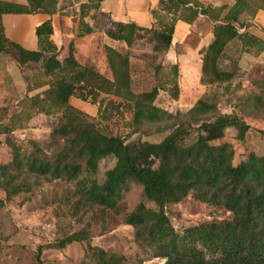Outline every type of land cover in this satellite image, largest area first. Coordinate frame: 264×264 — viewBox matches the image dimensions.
<instances>
[{"label":"trees","instance_id":"trees-1","mask_svg":"<svg viewBox=\"0 0 264 264\" xmlns=\"http://www.w3.org/2000/svg\"><path fill=\"white\" fill-rule=\"evenodd\" d=\"M97 6L98 0L78 4L73 16L75 36L93 31L99 21L94 12ZM224 7L203 4L199 0H157L150 8L153 17L150 26L107 20L105 34L126 46L130 45L135 30L150 32L151 49L155 53H163L169 46L175 20L191 22L201 13L212 21L211 39L198 50L199 81L205 90L185 109L186 114H182V109L172 112L153 103L159 85L139 92L129 88L126 51L103 44L111 73L108 78L73 56L72 37L65 42L67 53L60 54L65 44L57 47L50 38L49 18L34 28L35 49L24 48L8 38L0 24V52L8 53L18 65L38 63L37 72L43 76L27 86V90L41 88L27 96L26 107L45 114L60 110L64 116V120L49 131L51 139H60V148L52 160L36 154V151L42 152V148L34 141L35 151L22 157L9 140L11 158L0 163V187L5 197L23 189L24 181L16 178L23 166L29 171L46 174L48 178H73L82 169L95 172L97 161L112 155L114 163L104 171L103 180L91 179L86 183L79 179V191L90 202L112 207L128 180L138 182L141 199L124 215V222L132 226L136 240L150 247L157 258H162L160 264H264V157L249 151L237 163H232L231 145L223 140L214 142L223 136L227 126H235L238 138H243L249 124L240 112L264 114V75L246 77L244 82L236 55L239 51L256 53L264 48L263 39L238 29L247 24L239 15L244 10L253 13L256 8L264 9V0H234L221 14ZM90 8L94 9L92 13L88 12ZM54 9L55 0H27L25 4L0 0V13L38 10L51 13ZM88 14L91 24L83 19ZM232 40L239 42V48L235 44L226 48ZM169 67L173 79L168 93L175 99L179 93L178 67L176 63H170ZM210 86H218L219 90L207 91ZM98 91L113 94L121 102H129L131 120L136 123L157 121L164 115H185L187 119L173 124L157 141L137 139L127 142L121 135L104 133L92 121L81 118V111L68 102L70 95L83 99L90 94L93 100ZM227 93L237 97L231 104L233 111H220L218 101L207 99H218ZM205 113L208 115H203ZM189 126L195 127V138L185 142ZM11 129L7 123H0V133ZM189 191L194 199L222 206L229 211V216L199 221L184 227L181 232L175 231L165 207L179 201ZM144 200L151 201L154 207L145 205ZM78 238L72 233L61 237L57 243L64 245ZM87 246L92 248L99 264H121L115 252Z\"/></svg>","mask_w":264,"mask_h":264},{"label":"rangeland","instance_id":"rangeland-1","mask_svg":"<svg viewBox=\"0 0 264 264\" xmlns=\"http://www.w3.org/2000/svg\"><path fill=\"white\" fill-rule=\"evenodd\" d=\"M107 26V20L101 17L93 31L84 36L86 38L73 37V56L111 78L103 50ZM149 36L150 32L135 30L128 46L122 41L110 40L117 50L128 53L129 88L139 92L159 85L153 103L172 112L182 109V114H186L185 109L198 93L194 90L189 97L188 87L184 85L181 96L170 97L168 92L173 79L170 63H161L162 53L151 49L153 41ZM66 53L65 43L60 54ZM10 57L8 53L0 52V123L12 127L11 131L0 133V163L11 158L9 140L16 145L22 157L35 151L34 141L42 148V152L36 151V154L52 160L60 148V139H51L49 131L53 125L63 121L64 116L60 110L45 114L26 107L27 96L41 88L27 90V86L43 76L37 72L38 63L18 65ZM223 63L227 62L223 60ZM255 63L258 64L249 68L247 77L264 75V60ZM209 90H219V87L210 86ZM207 99L215 103L218 101V109L229 112L234 110L231 104L237 97L227 93L218 99ZM68 102L81 111V118L92 121L104 133L121 135L127 142L137 139L157 141L173 124L187 119L185 115H164L157 121L141 120L136 123L131 120L129 102H121L119 97L101 91L93 100L90 94L83 99L70 95ZM240 116L249 124L242 139L238 138L235 126H227L223 136L214 140L227 141L231 145L232 163H237L249 151L264 157V114L240 112ZM187 130L185 142L195 138V127L189 126ZM113 163L112 155L104 156L97 161L95 172L82 169L73 178H48L46 174L29 171L23 166L16 177L24 181L23 189L7 198L0 187V264H99L92 248L87 245L115 252L121 264H160L150 247L136 240L132 226L124 222V215L141 199L138 182L128 180L112 207L90 202L79 191V179H84L86 183H90L91 179L100 182L104 171ZM144 203L154 207L151 201L144 200ZM165 212L177 232L199 221L225 218L230 214L222 206L194 199L190 191L179 201L168 203ZM72 233L79 238L64 245L57 243L58 239Z\"/></svg>","mask_w":264,"mask_h":264},{"label":"crops","instance_id":"crops-1","mask_svg":"<svg viewBox=\"0 0 264 264\" xmlns=\"http://www.w3.org/2000/svg\"><path fill=\"white\" fill-rule=\"evenodd\" d=\"M19 4H25L27 0H5ZM95 0H55V9L51 13L41 10L33 12H3L0 13V24L4 34L11 40L17 42L27 49H35L37 40L34 33L35 26L43 20L49 18L51 21L52 32L50 38L57 47L64 45L69 38L75 39L76 23L73 16L76 15L74 10H78V4L81 2L89 3ZM203 4L224 5V10L233 3L234 0H199ZM157 0H98V6L94 10L90 8L89 13L93 10L95 18L101 17L108 20H119L123 22L132 21L138 25L150 26L153 17L150 8L154 7ZM239 18L247 21L246 25L239 27V30H247L249 33L264 40V9L256 8L253 13L244 10ZM89 24L92 19L84 16ZM212 21L205 15L198 13L191 22L177 19L174 22L171 33L170 44L161 55V63H176L178 67L177 83L179 87V96H181L183 86L188 87V95L192 97L194 90L198 93L193 96L195 100L204 90L205 86L200 83V57L199 48L206 45L211 39ZM77 39V38H76ZM79 40V39H77ZM112 41H117L107 36L106 44L115 46ZM235 44L239 48V42L236 40L227 43L229 46ZM237 55V65L243 71L244 82L247 81V72L255 62L264 60V48L256 53L251 51H239ZM264 65V63H263ZM254 77V76H253Z\"/></svg>","mask_w":264,"mask_h":264},{"label":"built area","instance_id":"built-area-1","mask_svg":"<svg viewBox=\"0 0 264 264\" xmlns=\"http://www.w3.org/2000/svg\"><path fill=\"white\" fill-rule=\"evenodd\" d=\"M157 258V257H156ZM157 259H159V262H161L162 261V258H157Z\"/></svg>","mask_w":264,"mask_h":264}]
</instances>
